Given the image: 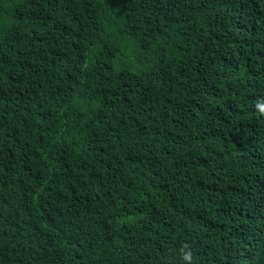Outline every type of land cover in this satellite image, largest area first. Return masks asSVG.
Segmentation results:
<instances>
[{"label":"trees","instance_id":"1","mask_svg":"<svg viewBox=\"0 0 264 264\" xmlns=\"http://www.w3.org/2000/svg\"><path fill=\"white\" fill-rule=\"evenodd\" d=\"M0 264H264V0H0Z\"/></svg>","mask_w":264,"mask_h":264},{"label":"clouds","instance_id":"2","mask_svg":"<svg viewBox=\"0 0 264 264\" xmlns=\"http://www.w3.org/2000/svg\"><path fill=\"white\" fill-rule=\"evenodd\" d=\"M184 259L189 260V259H190V255H189V254H186V255L184 256Z\"/></svg>","mask_w":264,"mask_h":264},{"label":"rangeland","instance_id":"3","mask_svg":"<svg viewBox=\"0 0 264 264\" xmlns=\"http://www.w3.org/2000/svg\"><path fill=\"white\" fill-rule=\"evenodd\" d=\"M14 1H16V0H9L10 3H14Z\"/></svg>","mask_w":264,"mask_h":264}]
</instances>
